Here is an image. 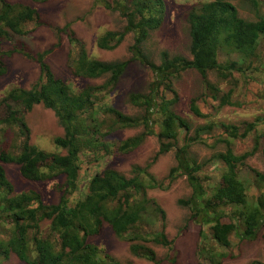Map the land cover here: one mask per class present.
<instances>
[{"label":"trees","instance_id":"trees-1","mask_svg":"<svg viewBox=\"0 0 264 264\" xmlns=\"http://www.w3.org/2000/svg\"><path fill=\"white\" fill-rule=\"evenodd\" d=\"M247 1L255 13L254 20L242 18L233 0H204L195 6L189 14L191 58L163 52L160 64H156L148 60L141 46L150 31L162 25L165 1L95 0L96 6L120 12L127 23L122 33L100 34L97 47L114 50L127 34L134 33L133 60L152 72L148 93L130 96V102L144 110V115L137 118L108 102L129 62L99 60L88 54L66 28L72 46L69 63L74 81L59 79L46 62L47 53L32 57L20 49L5 51V44H11L16 36L29 35L33 32L29 26L40 27L42 22L36 8L0 0V77L7 73L5 59L14 53L32 58L41 68L40 77L31 88L13 86L0 98V264L12 256L23 264H121L103 248L89 242L91 237L102 233L105 225L118 238L132 243L135 255L160 264L153 249L135 243L155 242L173 251L168 257L170 264H179L176 241L165 234L166 213L149 197L150 190L165 188L150 173L151 165L135 166L130 177L110 168L97 172L90 178L83 196L72 204V197L80 191L82 157L92 154L99 160L100 155L110 154L109 138L120 130L132 128L144 131L116 144L118 154L136 151L150 136L160 140L158 156L176 149L177 165L168 180L172 183L185 176L193 190L192 196L181 204L190 209V220L202 228L197 252L200 261L224 264L233 237L241 242L259 237L264 230V175L245 166L264 136L261 109L247 114L255 115V120L244 124V131L240 132L237 127H226L216 121V112H211L215 105L211 101L204 100L200 106L197 99L192 100V116L210 119L209 128H199L197 133L225 128L217 135L220 138H213L227 144L226 152L214 155L205 163L192 156L195 139L189 137L191 125L174 109L179 100L174 81L185 71L195 70L200 74L206 97L218 102L217 110L233 105L231 99L239 95L233 80L241 88L246 75L264 74L259 51L264 42V0ZM221 55L227 57L225 63L220 62ZM232 55L238 60L231 59ZM210 73H216L225 86L220 88L211 83ZM103 79L107 80L101 85L80 84ZM37 106L54 112L64 129L63 136L53 140L52 152L31 144L26 116ZM251 135H255L252 151L236 153L235 144ZM210 164L215 165L213 171ZM6 165L18 166L25 180L53 183L62 194L59 202L48 203L34 190L16 193Z\"/></svg>","mask_w":264,"mask_h":264},{"label":"rangeland","instance_id":"rangeland-1","mask_svg":"<svg viewBox=\"0 0 264 264\" xmlns=\"http://www.w3.org/2000/svg\"><path fill=\"white\" fill-rule=\"evenodd\" d=\"M8 1L36 8L40 13L42 26L30 25L29 28L33 32L27 36H16L11 44H5L4 49L6 52L20 49L26 51L32 57L47 53L46 62L55 76L73 82L74 76L69 63L72 46L69 34L65 32L67 28L69 33H73L78 41L84 45L88 54H92V56H96L106 63L129 62L126 73L121 78L108 102L131 117L141 118L144 115L143 109L130 102V96L132 94L148 93L152 81V72L148 67L133 60L131 48L136 43L134 33L127 34L124 41L114 50L99 49L96 43L97 38L104 31L116 33L125 31L127 23L120 12L110 11L102 5L96 6L95 0ZM107 1L114 3L116 0ZM164 1L166 14L162 25L159 29L150 31L141 46L148 60L156 64H160L163 52H168L171 56L180 55L191 58L189 14L195 6H198L204 0ZM233 3L238 7L242 18L247 20L256 18L247 0H233ZM259 51L264 62V42L261 44ZM231 59L237 61L238 57L232 55ZM226 61L227 57L221 55L220 62L225 63ZM5 63L7 73L0 77V98L5 94V90L13 86L31 88L40 77V65L30 57L14 53L13 56L5 59ZM209 79L217 87L223 88L225 86L216 73H210ZM106 80L81 81L80 84L101 85ZM232 83L236 86L239 95L231 99L233 105H226L217 110L216 108H219L218 102L206 97V87L197 71H185L179 79L174 81L173 87L179 97L174 109L178 115L189 121L191 125L189 137L195 139L191 147V154L199 163H205L212 159L214 155L226 152L227 144L223 140H216L215 142L213 138L218 137L217 135H220L225 128L219 130L212 128L213 131L210 130L209 133H197L199 128H209L207 124L210 119L205 120L192 116L190 112L192 100L197 99L200 106L204 100L211 101L212 105H215L211 112H216L214 115L216 121L226 127H237L240 132L244 131L246 126L244 124L255 120V115L251 113V116H249L247 114L253 110L261 109L259 116L264 115V74L251 73L246 75L245 82L241 81L240 83L241 88L236 85L234 80ZM204 112L208 113L207 109ZM26 122L31 132V144L40 146L46 151H54L53 140L64 134V129L54 112L45 109L43 106H37L31 113L27 114ZM143 131V128L120 130L109 138L112 147L110 154L104 157L100 155L99 160H96L92 154L82 157L80 191L72 197V204L81 198V194L83 196L90 178L97 172L110 168L130 177L135 166L146 167L151 165L150 173L160 183L164 184L165 188L150 190L149 197L156 200L166 213L165 234L170 240L176 241L175 249L178 263L206 264L207 261H200L197 256L202 228L190 220V209L181 204L182 200L186 201L192 196L193 190L185 176L179 177L172 183L168 180L171 170L177 165L176 149L174 148L169 153L158 156L161 149L160 140L157 136H150L145 139L140 148L130 154H118L116 151V144L135 137ZM254 138L255 135H251L247 140L237 142L235 144L236 153L243 154L252 151ZM214 168L215 165H209L211 171ZM245 168L264 175V136L260 137L257 150L247 158ZM6 170L16 193L34 190L48 203L57 204L59 202L62 194L56 190L53 183H35L25 180L20 175L19 168L16 165H6ZM62 183H64L63 180ZM168 185L170 186L167 187ZM252 199H255L253 195H251ZM153 231H156V229ZM232 240L233 245L228 251L230 254L224 264L264 262V230L254 241L241 242L234 237ZM89 242L103 248L108 255L121 264H154L135 255L131 250L132 243L118 238L109 225H105L102 233L97 237H91ZM135 243L153 249L160 264H170L168 257L173 254V251H170L167 247L157 245L155 242H144L143 240H138ZM5 264L23 263L12 256Z\"/></svg>","mask_w":264,"mask_h":264}]
</instances>
